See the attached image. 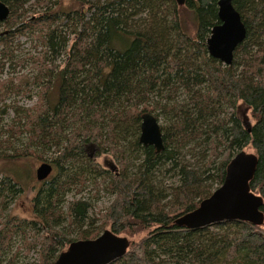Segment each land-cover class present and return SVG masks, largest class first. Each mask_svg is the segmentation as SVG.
Segmentation results:
<instances>
[{
	"label": "trees",
	"instance_id": "16d2710c",
	"mask_svg": "<svg viewBox=\"0 0 264 264\" xmlns=\"http://www.w3.org/2000/svg\"><path fill=\"white\" fill-rule=\"evenodd\" d=\"M0 1L10 10L0 22V65L19 63L13 44L27 32L40 48L32 56L38 100L15 107L0 131L1 160L35 156L49 160L54 171L32 199L36 264H55L73 241L70 228L67 233L56 229L65 218L77 229L78 240L93 239L107 226L118 235L147 231L110 264H264L263 224L224 221L194 230L173 224L211 195L231 157L246 148L258 157L250 188L264 200V0H232L246 37L230 65L206 48L211 28L219 23L217 0L183 5L174 0H69L68 9L63 0ZM61 55L62 65L57 62ZM15 78L19 85L30 84L22 74L4 79L0 99L11 94ZM146 112L167 120L160 126L164 148L159 152L138 140ZM93 144L115 159L113 172L87 156ZM81 164L92 168L90 175L107 179L113 196L97 215L101 227L93 226L97 220L89 216L92 204L86 198L62 208L65 189L86 182ZM162 173H171L177 182L164 185ZM21 192L9 173L2 177L0 197ZM4 209L0 257L20 228L14 215H3ZM4 261L0 258V264Z\"/></svg>",
	"mask_w": 264,
	"mask_h": 264
},
{
	"label": "water",
	"instance_id": "95a60500",
	"mask_svg": "<svg viewBox=\"0 0 264 264\" xmlns=\"http://www.w3.org/2000/svg\"><path fill=\"white\" fill-rule=\"evenodd\" d=\"M183 5L187 0H174ZM9 7L0 1V22L7 20ZM217 18L206 40L208 54L230 65L236 48L246 37V28L232 0H217ZM139 142L163 150L162 131L157 118L151 113L141 115ZM258 157L255 153L240 150L228 162L222 183L211 195L201 200L192 211L176 217L178 227L200 229L224 221H243L260 226L264 223L263 198L250 188ZM52 166L42 162L36 169L38 181L45 180ZM130 241L126 236L105 229L93 239L72 241L59 253L55 264H110L122 258L128 251Z\"/></svg>",
	"mask_w": 264,
	"mask_h": 264
},
{
	"label": "rangeland",
	"instance_id": "374dc122",
	"mask_svg": "<svg viewBox=\"0 0 264 264\" xmlns=\"http://www.w3.org/2000/svg\"><path fill=\"white\" fill-rule=\"evenodd\" d=\"M68 1L69 0H63L64 9H68ZM26 17H32L31 12H27ZM0 29L3 30L2 27ZM27 33L16 38V42L13 44V58L16 59L19 63H11L9 61L4 60L0 65V82L4 79L16 77L17 75L21 74L26 75L30 78V84L28 86H24L23 84L19 85L18 79L15 78V82L13 84L12 89L13 91L11 92V94L7 93L3 99H0V131H4L3 129L8 126L9 122H11L15 107L26 108L35 104L38 100L40 89L37 87L35 82V84H33L32 80L37 74V70L36 68H34L33 65L35 59H32V56L35 54V52L37 54V51H39L40 48L39 43L33 40L30 35H27ZM72 38V36H69V39ZM35 47L36 50H34ZM17 56H19V58H16ZM64 58L65 55H61V60L57 61L58 64L62 65V62H64ZM4 92V88L0 89V94ZM4 111H6V114L4 113ZM157 120L160 126L165 127L167 125V120H165L163 117H158ZM21 139L25 141L26 135ZM188 147H191V145H189ZM244 151L254 153V151L250 148H246L244 149ZM89 153L91 156H89ZM86 154L89 158L95 159L100 169H106L109 172H113L116 169L117 163L115 159L108 153H100L96 145L93 144L88 146L86 149ZM187 158H189V156H187ZM42 162L49 163L50 161L47 159L45 160L43 158L39 159L35 156H28L21 159H17L15 161H5L0 159V181L2 180V177L4 175H7L9 173L23 190V192H21L17 196H11L10 199H8V197H4L6 193H3V196L0 197V207H2V205L5 206L3 215H14L19 220L20 224L18 232L15 236L12 237V242L10 244L9 249L0 257L1 259L5 257V264L11 259L13 255H17V257L14 259L13 264L37 263L38 246L37 244H34L35 236L33 235V231L30 228V221L34 217L31 209L32 199L35 196L37 190L43 187V182L46 180L45 179L44 181H38L35 175L37 167ZM81 167L82 171H86V175L84 176L86 178V182L84 185H81L79 183H77L76 185L70 184L65 189L66 192L63 193L64 202L62 203V208L63 211H65L68 203L72 200H77L78 198H86L92 204L89 210V216L91 218H96L97 220L93 226L101 227V222L99 221V219H97V215L100 211H102L101 209H104L107 205H109L113 196L108 191L107 179H104L103 176L97 173L90 175L89 173L92 168L89 165L81 164ZM75 170V168L71 170V175L75 173ZM53 172L54 171L52 169L51 173ZM48 177H50V175ZM65 179L66 178L63 177L61 181H65ZM160 179H163L164 185H172L177 182V177L173 176L171 173H162L160 175ZM218 186L219 185H216L214 189H216ZM87 227L88 226H84L82 230H86L85 228ZM262 227L264 228V223ZM68 228L71 229V231L67 234L68 238L72 239L73 241L78 240L77 229L72 228L71 226L69 227L66 218L61 221L59 226L56 227V229L64 233H67ZM105 229L110 230V227L107 226L105 228H101L100 234ZM146 234L147 231L139 232L135 236H129L125 234H121V236H126L131 243H137L141 239H143ZM26 240L30 245L24 246ZM67 247L64 250H66ZM26 250H28L27 253Z\"/></svg>",
	"mask_w": 264,
	"mask_h": 264
},
{
	"label": "flooded vegetation",
	"instance_id": "af4514ba",
	"mask_svg": "<svg viewBox=\"0 0 264 264\" xmlns=\"http://www.w3.org/2000/svg\"><path fill=\"white\" fill-rule=\"evenodd\" d=\"M89 156H91L90 153H89Z\"/></svg>",
	"mask_w": 264,
	"mask_h": 264
}]
</instances>
